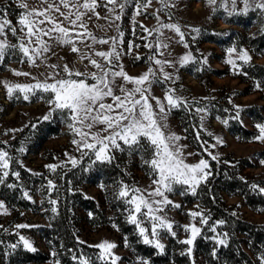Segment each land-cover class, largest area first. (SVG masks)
Returning <instances> with one entry per match:
<instances>
[{"label":"snow or ice","instance_id":"snow-or-ice-1","mask_svg":"<svg viewBox=\"0 0 264 264\" xmlns=\"http://www.w3.org/2000/svg\"><path fill=\"white\" fill-rule=\"evenodd\" d=\"M41 3L47 4L43 10H29L27 3L18 5L22 9L16 21L18 27L13 25L12 20L8 18V7H0V38H2L0 39V62L4 60L9 50L16 49L22 54L21 63L24 62V58L32 65H36V61L40 60L52 69V72L43 80L32 77L34 83L9 84L7 81L4 83L9 96L14 90L19 91L24 94L25 101L37 92L49 94L44 97L48 111L43 115L42 120L49 121L59 114L69 131L74 137H78L72 140L75 151L79 153L78 157L65 153L67 161L61 162L60 165L49 164L46 167L55 172L58 167H63L66 163L76 168L87 160L88 166L85 168L87 171L97 163L113 164L117 159V152L126 153L129 158L135 155L139 158L141 165L146 166L149 176L154 177L152 179L154 187L140 188L134 183L129 184L123 179H118L114 181L112 194L114 199L124 204L123 210L127 213V222L135 226L142 243L154 247L157 254H164L166 245L162 241L171 237L177 243L187 246L180 252V255L190 257L198 237L214 241L218 246L227 247L229 233L217 231L226 224V220H213L211 211L204 209L200 204H196L194 210L187 213L190 218L187 224H177L167 215L166 211L169 206L177 209L182 207L181 204L169 198V194L174 192L176 186L183 187L184 191L179 193L181 196L187 193L196 196L197 189L202 184L206 185L213 174L211 164L204 158L196 163H187L188 156L193 153H186L188 145L179 143L180 136L167 131L169 127L167 121L172 110L183 108L190 114L193 112L203 114L206 109L197 106L198 101L190 102L177 95L174 88H166L163 98L152 93L155 84L166 81L175 83L173 73L165 71L166 67H171L175 71L177 65H185L193 59L191 53L181 56L178 61L157 58L165 56L162 49L169 48L168 38L161 39L162 29L177 33L181 42L185 40L184 32L177 24L163 22L159 15L155 17L159 24L158 28L150 30L141 25L140 27L148 35H152L153 32L157 34L155 42L145 43L144 47L150 51L147 58L150 65L154 64L158 67L149 66L146 72L134 77L124 71L122 63V57L131 54L133 45H129L127 52L122 50L121 37L124 34L119 26L117 25L116 36L97 38L88 31L83 18L88 13L99 18L96 9L103 6L109 14L105 19L114 17V20H111L114 23L121 20L129 5H133L136 14L141 15V9H147L152 0H104L103 5L98 4L97 0H83V2L81 0H59L58 4L41 0ZM159 3L161 7L157 11L162 13L164 8L169 7L170 0H159ZM207 3L215 6L213 11L223 8L229 15L246 14L257 10L264 13V0H207ZM61 5L68 11H61ZM239 5L242 7H238ZM53 12L59 13V16L52 15ZM60 17L63 19L61 20ZM65 22L68 26H65ZM193 31L199 32V29H193ZM9 33L17 37V44L8 42ZM141 39L147 40V36H142ZM49 41H54L61 46H71V51L78 53L81 62H88L84 65V70L70 67L67 63L62 67L58 64H47L49 58L47 54L52 51L53 47ZM96 44H109L110 47L108 51H95L94 45ZM77 45H83V48ZM184 46L187 48L188 44L184 42ZM135 47H140V45H135ZM227 52L226 62L240 74L247 75L243 71V64L251 61L252 57L249 52L245 49L237 50L235 47L229 48ZM234 53L243 64H237L236 59H233ZM167 55L171 53L168 52ZM135 59L140 60L141 57L136 55ZM89 65L95 70L89 71ZM14 75L30 76L31 74L15 71ZM261 86L260 82L255 84L257 89ZM109 99L111 102H107ZM235 107L238 110L240 108L239 105ZM238 117L239 111L232 118L237 119ZM223 122L227 124V120ZM200 125L202 128L203 116H201ZM256 127L259 135L255 139L264 141V124H258ZM196 136L199 139V131ZM206 143L204 142L201 146L205 147ZM208 155L211 160H217V156L211 152ZM12 161L13 157L8 151L0 150V184H4L9 176ZM116 167L120 165L116 164ZM11 174L19 179L18 171H12ZM100 186L106 187L103 184ZM7 187L14 188L16 185L7 184ZM253 187L258 186L253 185ZM46 188L49 195L53 190L58 194V186L53 179H47ZM259 190L264 192V188ZM23 195L31 200L28 191H24ZM49 203L54 206L51 211L57 213L55 205L58 204V199H49ZM3 207L4 204L0 202V208ZM233 215H235L234 212ZM15 227L23 229L31 226L18 224ZM178 229L183 230L185 234L183 239L179 238ZM207 232L213 235L208 236ZM19 241L28 250L36 251L25 236L19 235ZM125 241L127 244V237ZM78 242L85 243L84 241ZM9 247L15 249L18 244H11ZM89 247L99 249V255L94 260L89 256L74 254L73 260L77 261V264H96L97 261L100 264H117L121 260V257L111 251L117 247L115 243L105 240L89 245ZM217 251L218 247H214L211 255L216 257ZM51 255L55 258L58 254L53 251ZM257 259L259 264H264V252ZM54 264H60L59 259H55ZM139 264H150V260L141 258ZM191 264H195L194 259Z\"/></svg>","mask_w":264,"mask_h":264},{"label":"rangeland","instance_id":"rangeland-1","mask_svg":"<svg viewBox=\"0 0 264 264\" xmlns=\"http://www.w3.org/2000/svg\"><path fill=\"white\" fill-rule=\"evenodd\" d=\"M49 3L55 2L59 3V0H48ZM83 2V0H81ZM98 4L103 5L104 0H97ZM27 3L28 9L33 10H43L47 7V4L41 3V0H0V7L7 6L9 11V19L12 20L13 25H16L19 13L22 9L18 6L19 4ZM161 7L159 0H152L151 5L147 9H141L142 14L137 15L134 10L133 5L126 7L121 20L115 21L114 17L111 19H105L109 14L107 10L101 6L96 9L99 13V18L92 13L84 16L83 22L87 24L88 31L94 34L97 38H108L117 35V25L121 32H123L122 40V50L127 52L129 45H133L131 54L122 57V63L124 71L131 76H138L146 72L149 66L158 67L150 63H137L136 55L141 56L142 59L150 55L148 48L144 47L145 43H154L157 34L155 32L152 35H148L140 27L141 25L147 27L148 29H156L159 27L158 21L155 18L157 15L165 23L177 24L181 31L185 34V40L188 44L186 48L184 42L180 41L179 35L168 29H162L163 36L161 39L168 38L169 48L163 50L165 56H158L160 59H169L178 61L181 56L185 54H192L193 59L185 65H177L175 71L171 67H166L165 71L172 72L175 77V83L172 81H166L159 84L153 85L152 93L160 98L165 95L166 88L176 89V94L186 98L188 101L191 100H213L219 99L224 102V104L230 107L233 111L237 112L238 109L235 107L237 105H242L245 103H256L264 104V92L261 90H254L248 93H243L236 95L235 90L243 89L245 83L239 81L237 77L238 70L234 69L232 65L228 64L226 61L228 59L229 48L235 46L229 45L224 49H221L218 45L210 41L200 40V30L199 32L193 31V29H200V26H206L211 28H223L230 27L242 30L234 22H226L227 20H234L238 14L229 15L223 8H218L213 11L215 6H210L207 0H170L169 7L164 8V11L158 12L157 10ZM238 7H242L239 5ZM61 11L67 12L61 5ZM74 11V9H73ZM119 11V9H117ZM255 15L264 18V13L260 11H253ZM52 15L59 16V13L53 12ZM90 17V18H89ZM74 18V17H73ZM62 20L63 17H60ZM253 18L250 20V26L244 30L245 33H253L256 30L263 29L264 25L259 23H253ZM264 20V19H263ZM65 26L67 22H65ZM82 31V29H81ZM19 35V33H18ZM142 36H147V40L141 39ZM2 39V38H0ZM10 44H17V37H13L10 33L7 37ZM48 40L47 37H44ZM53 45L52 51L48 53L47 64H58L61 67L64 64H68L70 67H74L80 70H84V65L87 61L81 62L78 57V53H73L71 51V46H61L56 44L54 41H49ZM135 45H140V47H135ZM83 48V45H77ZM109 44H96L94 45L95 51H108ZM237 50L245 49L249 52L252 57L251 61L264 62V49L261 54H254L248 47L241 46L235 47ZM170 52L171 55H167ZM13 56L17 59L11 60ZM144 56V57H143ZM22 54L16 50H9L2 62H0V140L6 141L14 137L19 130H21L26 124L34 125L42 122L43 115L48 111V105L45 102L44 97L49 94L37 92L35 95H30L28 101L23 99V93L15 91L11 96L8 95L7 89L4 86L5 81L9 84H24V83H34L35 81L32 77L43 80L48 76L52 69L48 68L46 64L41 63L40 60L36 61V65L28 63L27 59L24 58V62L21 63ZM95 58V57H94ZM99 59V58H97ZM233 59H236L237 64H241L237 55L233 54ZM189 68V69H188ZM190 69L192 71H190ZM212 69L220 70L221 73L216 75ZM89 71H94L89 65ZM15 71L28 72L30 76H16ZM195 74V75H194ZM159 75V73H158ZM119 79V78H118ZM91 82V81H90ZM131 87V85H129ZM107 102H111L109 99ZM154 103V102H153ZM199 106V105H197ZM202 107V106H199ZM199 128L208 136H210V141L206 145L208 152L219 156L226 153H230L233 156H251L254 166L249 168H244L242 170L243 174L248 176H255L258 178H264V156L258 157L257 151L264 150V141L255 139L259 135L258 128L256 125L264 124L262 122H251L247 116L241 117V122L256 131V135L248 141L239 140L232 136L222 125L220 119L212 116L207 110L203 114H196ZM203 116V126L201 128L200 120ZM57 125L58 132L55 134H45L44 132L36 135L32 140L31 148L29 151L25 152L23 156L19 158L22 165L28 169L35 171H44L48 169L46 166L49 164L60 165L61 162L67 161L65 153L71 155L79 156V153L75 151V146L72 144L74 138L73 133L69 131L63 118L57 114L55 118L49 120ZM169 127L168 132L174 133L181 137L179 143L181 145H188L186 148V153H193V155L188 156L187 163H196L199 159L203 158L197 155L194 149L191 147L187 139H184L185 134L182 127L179 125L177 118L169 114L168 121ZM16 130V131H13ZM215 145V147H212ZM70 164V163H68ZM133 183L140 188H149L152 185V179L148 172H144L137 167L132 169ZM98 184H90L82 182L80 184V189L88 196L96 199L103 209L109 213H124L127 217V213L124 210L115 209L111 205L116 200L113 198L112 184H103L106 187L102 188ZM183 189L182 186H176L174 192L169 194V198L175 203L181 204L182 207L177 209L169 206L167 215L173 219L177 224H187L190 222V218L187 213L190 210H194L197 201H192L190 203H185L179 190ZM225 202L227 204L233 205V210L237 212L241 217L248 219L252 222H262L264 223V212L254 211L247 206H245L239 196H224ZM0 202L4 204L3 208H0V232H5L7 234H14L19 241V235L25 236L32 244L34 248H43L42 241L37 233L32 232L29 228L17 229L15 226L18 224H28L33 226L37 223H45V220L37 214H33L28 210L24 209H10L5 205L2 199ZM125 207V206H124ZM123 207V209H124ZM117 216V214H114ZM114 222H110L105 225H97L91 227L85 223H82L77 231V237L81 241L88 244L95 245L102 241H108L115 243L117 247L111 250L115 255L121 257V260L117 264H139L141 256L134 255L131 253L125 241L126 235L117 230L114 226ZM135 228V226H134ZM138 235V231L135 228ZM178 236L180 239L185 237L182 229H178ZM19 233V235H17ZM139 239L141 237L138 235ZM20 242V241H19ZM162 242L169 243V248L172 250L178 249L176 246V240L168 241L165 238ZM22 245L23 243L20 242ZM24 246V245H23ZM187 247V246H186ZM100 253V250H99ZM147 259V258H144ZM191 259L195 261V264H206L203 262L201 256L196 255L193 251ZM12 264H52L50 262H25V263H12ZM150 264H153L150 262ZM154 264H175L173 261H164Z\"/></svg>","mask_w":264,"mask_h":264},{"label":"trees","instance_id":"trees-1","mask_svg":"<svg viewBox=\"0 0 264 264\" xmlns=\"http://www.w3.org/2000/svg\"><path fill=\"white\" fill-rule=\"evenodd\" d=\"M252 18L254 19L253 23L264 25V18L255 15L253 11H249L246 14H238L234 20L226 21L236 23L242 30L230 27L215 29L203 25L199 29L200 40L213 42L221 49L229 45L246 46L254 54H261L264 49V30H256L253 33L243 32L250 26ZM147 58L145 56L144 59L136 60L133 64H148ZM15 59H17L16 56L11 58V60ZM190 71L192 70L190 69ZM212 71L216 75L221 73L220 70L216 69H212ZM243 71L247 75L240 74L238 71V74L234 76L245 83L243 89L235 90V94L239 95L254 90L264 92V62L250 61L248 64H243ZM257 82L262 85L259 89L255 87ZM191 101H198L199 106L204 107L212 116L220 119L224 128L239 140L248 141L256 135L255 129L249 128L241 122L242 116H247L251 122L264 121V104H242L238 110L239 117L233 119L232 117H235L237 112L226 106L222 100L203 101L194 99ZM171 114L177 118L195 153L209 161L213 173L209 177L208 183L202 184L197 189L196 196L187 193L181 198L185 203L197 201L204 209L211 211L213 220H226V224L218 228L217 231L229 233L227 247L218 246L214 241L198 237L195 242L194 253L201 256L206 264H259L257 258L264 252V223L252 222L241 217L233 210V205L225 202L224 196H239L241 202L248 208L257 212H264V192L259 190L264 188V178L243 174L244 168L254 166L251 156H233L226 153L217 156L216 161L211 160L206 146H201L204 142L210 141V136L199 128L195 113L190 114L180 108L172 110ZM225 120H227V124L223 122ZM34 125L35 127L26 124L11 139L0 140V150L8 151L13 157L10 174L5 179V183L0 184V199L10 209L28 210L45 220V223H37L30 227V230L40 237L43 248H35L36 251H30L18 241L14 234L0 232V241H3L0 243V264L17 262H50L54 264L55 259H59L60 264H77V261L73 260L74 254L89 256L95 260L96 256L99 255V249L89 247L91 244L86 242L79 243L78 241L81 240L77 237L78 228L82 223L95 227L110 222H114L117 230L126 235L128 248L132 254L147 258L153 264L168 260L175 264H191L190 256L180 255V252L186 249L185 245L177 244L178 249L172 250L167 243L165 253L157 254L154 247L142 243L134 225L127 222L124 213H107L96 199L86 195L80 189L82 182L114 185V181L123 179L129 184H133L132 169L137 167L146 173L148 172L146 166L141 165L137 156L134 155L129 158L126 153L117 152V159L113 164L97 163L87 171L85 170L88 166L87 160L83 165L76 168H72L71 164L66 163L63 167H58L55 172L49 169L44 171L31 170L22 165L19 160L31 148L32 140L30 138L34 139L36 135L43 132L47 135L58 132L57 125L52 121L42 120V122ZM197 131L200 132L199 139L196 136ZM256 153L258 157L264 156V150H259ZM116 164H119L120 167H116ZM12 171L20 173L19 179L11 174ZM47 179H53L57 184L58 194L55 190L50 195L48 194ZM7 184H14L16 187L9 188ZM253 185L258 187L254 188ZM24 191L29 192L31 200L23 195ZM181 191L184 190L180 189L179 192ZM49 199H58V204L55 205L57 213L51 211L54 206L49 203ZM111 206L122 211L124 204L116 199ZM206 234L208 236L213 235L211 232ZM167 239L170 242L173 241L171 237H167ZM11 244H18V247L12 249L9 247ZM214 247H218L216 257L211 255ZM53 251L58 254L55 258L51 255ZM96 264H100V262L97 261Z\"/></svg>","mask_w":264,"mask_h":264}]
</instances>
